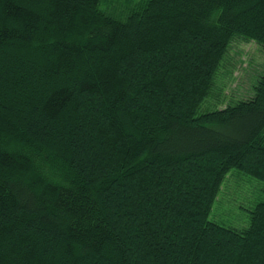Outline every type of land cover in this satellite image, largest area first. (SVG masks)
<instances>
[{
  "label": "trees",
  "instance_id": "16d2710c",
  "mask_svg": "<svg viewBox=\"0 0 264 264\" xmlns=\"http://www.w3.org/2000/svg\"><path fill=\"white\" fill-rule=\"evenodd\" d=\"M241 41L264 57V0H0V264H264V71L218 87ZM235 175L261 193L226 225Z\"/></svg>",
  "mask_w": 264,
  "mask_h": 264
},
{
  "label": "rangeland",
  "instance_id": "374dc122",
  "mask_svg": "<svg viewBox=\"0 0 264 264\" xmlns=\"http://www.w3.org/2000/svg\"><path fill=\"white\" fill-rule=\"evenodd\" d=\"M227 60L226 66L221 69L220 76L218 77V87L223 86L224 88L221 95V99H223L221 106H224L231 100L248 97L252 86L264 71V57L257 44L253 41H241L234 44ZM214 104L216 105V103ZM214 104L213 101H208L207 107L214 109L216 107ZM237 172L240 173L238 170L233 171V173ZM240 174L250 180L249 176L243 173ZM242 181L239 176H231L223 187L221 194L222 198L227 199L220 206H217L218 203L215 204L214 210L218 211L216 213V220L222 224L237 225L239 222L241 223V217L248 224L250 210L259 198L262 182L252 179L256 186H258V183L260 186L256 190L248 189L245 191L242 189V186L246 187L245 183L247 182L244 181L245 183H243ZM232 193L236 194V197H229Z\"/></svg>",
  "mask_w": 264,
  "mask_h": 264
}]
</instances>
